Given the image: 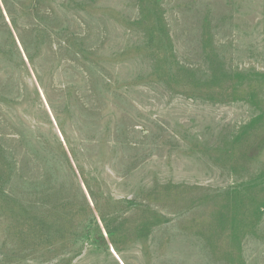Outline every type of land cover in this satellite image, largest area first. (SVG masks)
Returning <instances> with one entry per match:
<instances>
[{"label":"rangeland","instance_id":"374dc122","mask_svg":"<svg viewBox=\"0 0 264 264\" xmlns=\"http://www.w3.org/2000/svg\"><path fill=\"white\" fill-rule=\"evenodd\" d=\"M0 264H264V0H0Z\"/></svg>","mask_w":264,"mask_h":264}]
</instances>
